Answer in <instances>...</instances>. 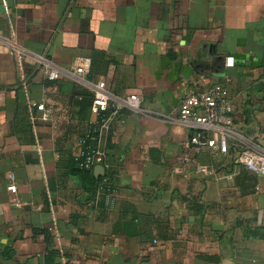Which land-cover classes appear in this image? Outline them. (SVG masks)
Segmentation results:
<instances>
[{"label":"crops","instance_id":"0c3cea01","mask_svg":"<svg viewBox=\"0 0 264 264\" xmlns=\"http://www.w3.org/2000/svg\"><path fill=\"white\" fill-rule=\"evenodd\" d=\"M0 36L65 73L47 81L0 44V264H264V179L237 162L264 152V0H0ZM83 58L89 83L141 97L104 139L93 195L73 161L92 119L67 76ZM213 84L240 139L182 167L178 107Z\"/></svg>","mask_w":264,"mask_h":264},{"label":"built area","instance_id":"2783aa9c","mask_svg":"<svg viewBox=\"0 0 264 264\" xmlns=\"http://www.w3.org/2000/svg\"><path fill=\"white\" fill-rule=\"evenodd\" d=\"M0 44L9 48L19 66L23 60H30L36 69L40 71L47 81H55L60 78L62 71L48 58L42 55H34L16 42L14 36L8 38L0 36ZM91 60L83 58L78 60L71 72L67 74L76 83L86 85L93 93L91 117L86 133L78 139V151L73 156V161L82 171H92L96 166H101L104 172L110 167L107 161V153L104 147V139L111 130L112 124L117 120L121 110L128 109L141 112L139 95L114 97L101 84H91L87 81ZM225 66H233V58L225 60ZM37 110L45 111L42 104H32ZM179 121L191 130L186 141L183 142L179 164L187 167L195 163L196 158L204 150L214 154L226 155L228 153V140L238 141V133L229 128L230 125V101L227 90L213 84L204 91L188 92L182 98L178 107ZM237 162L248 172L264 179V152L258 147L246 145L238 152ZM199 171L206 173L204 167ZM10 193L16 192L13 178L7 186ZM109 205V197H106ZM18 205V204H17ZM257 222L264 227V210L258 212Z\"/></svg>","mask_w":264,"mask_h":264},{"label":"trees","instance_id":"16d2710c","mask_svg":"<svg viewBox=\"0 0 264 264\" xmlns=\"http://www.w3.org/2000/svg\"><path fill=\"white\" fill-rule=\"evenodd\" d=\"M75 165L77 166L76 163H75ZM77 168H78V166H77ZM78 170L79 171H82L79 168H78ZM82 172H85V173L89 172L90 173V176H89L88 179L90 180L91 183H90V185L88 187L90 189L89 192L92 195L95 194V192L97 191L98 187L99 188H102V187L106 186V179L103 180L104 178L102 179V178H95V177H93V175H92L93 170L92 171H82Z\"/></svg>","mask_w":264,"mask_h":264},{"label":"water","instance_id":"95a60500","mask_svg":"<svg viewBox=\"0 0 264 264\" xmlns=\"http://www.w3.org/2000/svg\"><path fill=\"white\" fill-rule=\"evenodd\" d=\"M93 172H94V175H95L96 177H98V176H103V175H104V169H103V167H101V166H96V167L94 168Z\"/></svg>","mask_w":264,"mask_h":264}]
</instances>
